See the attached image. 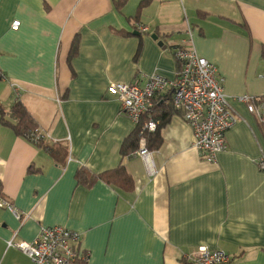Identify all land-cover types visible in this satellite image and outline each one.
I'll return each instance as SVG.
<instances>
[{
	"label": "crops",
	"instance_id": "1",
	"mask_svg": "<svg viewBox=\"0 0 264 264\" xmlns=\"http://www.w3.org/2000/svg\"><path fill=\"white\" fill-rule=\"evenodd\" d=\"M176 47L216 67L236 123L209 163L172 108L150 175L136 152L121 158L134 125L107 89L139 73L174 80ZM263 48L264 0H0V105L19 101L68 152L56 163L0 124V200L17 214L0 207V264H32L8 242L53 227L80 235L86 264H193L202 247L264 264V132L238 101L264 96ZM118 166L131 191L75 178Z\"/></svg>",
	"mask_w": 264,
	"mask_h": 264
},
{
	"label": "built area",
	"instance_id": "2",
	"mask_svg": "<svg viewBox=\"0 0 264 264\" xmlns=\"http://www.w3.org/2000/svg\"><path fill=\"white\" fill-rule=\"evenodd\" d=\"M19 21H13L10 29L17 31ZM143 33L145 27H140ZM172 57L177 64L174 80L153 74L139 73L129 84H112L107 93L118 100L120 112L137 126L144 114L154 107V100L164 94H170L174 111L180 113L182 120L193 133V146L207 162H214L218 154L225 150V133L236 123L223 94L222 79L216 67L200 58L194 51L176 47ZM0 72V79H2ZM238 101L245 104L248 113L256 117L264 132V96L252 98L241 96ZM146 129L153 132L156 124L149 121ZM136 155L144 163L148 173L154 175L152 152L146 147L145 139L139 142ZM264 170V159L258 161ZM0 207L8 209L17 217L16 212L6 201L0 200ZM12 247L25 255L32 264H86L87 256L80 248L78 233L60 228H41L32 242H8ZM193 264H230L233 258L223 251L198 248L194 253L185 256Z\"/></svg>",
	"mask_w": 264,
	"mask_h": 264
},
{
	"label": "trees",
	"instance_id": "3",
	"mask_svg": "<svg viewBox=\"0 0 264 264\" xmlns=\"http://www.w3.org/2000/svg\"><path fill=\"white\" fill-rule=\"evenodd\" d=\"M75 44L74 40L71 53L75 51ZM262 59L264 60V48L262 49ZM171 112L172 106L169 101H160L154 105L150 112L144 114L140 123L134 126L130 135L124 139L119 150L121 158L136 152L141 139H145L146 147L150 152L157 150L161 146L160 130L168 122ZM149 121L156 124V129L153 132L146 129ZM0 124L9 127L14 134L23 137L32 145L44 149L56 163L62 164L68 157L65 146L46 140L32 116L19 101H15L8 110L0 105ZM75 178L78 184L83 185H91L99 179L126 192L133 189V181L122 166L97 176L91 175L85 170H79L76 172Z\"/></svg>",
	"mask_w": 264,
	"mask_h": 264
}]
</instances>
